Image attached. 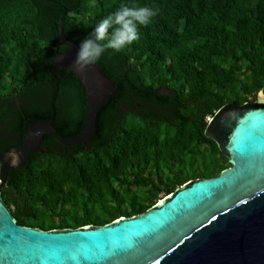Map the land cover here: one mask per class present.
<instances>
[{
	"label": "trees",
	"instance_id": "trees-1",
	"mask_svg": "<svg viewBox=\"0 0 264 264\" xmlns=\"http://www.w3.org/2000/svg\"><path fill=\"white\" fill-rule=\"evenodd\" d=\"M132 3L159 14L138 43L95 65L116 92L98 111L92 139L65 147L45 135V153L9 171L2 199L18 225H106L229 168L204 131L224 105L264 93V0H0V153L35 123L49 122L63 139L80 133L84 88L53 64L67 51L61 18L64 38L79 46Z\"/></svg>",
	"mask_w": 264,
	"mask_h": 264
},
{
	"label": "water",
	"instance_id": "water-1",
	"mask_svg": "<svg viewBox=\"0 0 264 264\" xmlns=\"http://www.w3.org/2000/svg\"><path fill=\"white\" fill-rule=\"evenodd\" d=\"M62 19L58 36L67 51L53 64L84 88L85 124L63 139L49 122L35 123L21 144L1 151L0 264H264L263 92L254 103L226 104L208 119L204 135L229 164L216 177L192 180L147 211L102 226L43 231L17 224L2 199L9 171L45 153L39 147L45 135L65 147L88 142L98 111L116 92L96 66L73 67L78 46L64 38Z\"/></svg>",
	"mask_w": 264,
	"mask_h": 264
},
{
	"label": "clouds",
	"instance_id": "clouds-1",
	"mask_svg": "<svg viewBox=\"0 0 264 264\" xmlns=\"http://www.w3.org/2000/svg\"><path fill=\"white\" fill-rule=\"evenodd\" d=\"M158 14V9L147 5L122 4L100 20L94 30L80 41L73 67L84 72L95 66L105 53L119 54L138 43L140 28L148 27Z\"/></svg>",
	"mask_w": 264,
	"mask_h": 264
}]
</instances>
